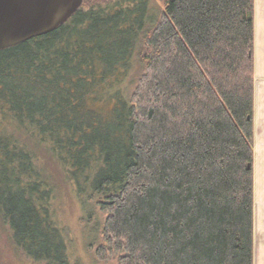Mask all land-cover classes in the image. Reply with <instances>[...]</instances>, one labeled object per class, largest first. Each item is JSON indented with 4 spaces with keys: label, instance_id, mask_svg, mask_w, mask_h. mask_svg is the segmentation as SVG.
Here are the masks:
<instances>
[{
    "label": "trees",
    "instance_id": "16d2710c",
    "mask_svg": "<svg viewBox=\"0 0 264 264\" xmlns=\"http://www.w3.org/2000/svg\"><path fill=\"white\" fill-rule=\"evenodd\" d=\"M255 8L84 0L0 50V237L16 261L69 264L44 148L90 207L91 245H108L96 260L255 264Z\"/></svg>",
    "mask_w": 264,
    "mask_h": 264
},
{
    "label": "rangeland",
    "instance_id": "374dc122",
    "mask_svg": "<svg viewBox=\"0 0 264 264\" xmlns=\"http://www.w3.org/2000/svg\"><path fill=\"white\" fill-rule=\"evenodd\" d=\"M104 2L110 0H103ZM151 4H156L159 0H150ZM255 24L258 30L259 40L256 39L255 62H256V83H255V139H254V173H255V209H254V247L255 264H264V0H256ZM132 69L128 71L127 77L119 82L116 90L123 91L131 87L133 78L137 75V64L133 62ZM99 107L108 112L112 109V103H102ZM40 160L45 166V170L53 177L56 184L55 197L52 202L54 218L58 225L63 228L68 242L66 254L69 264H117V255L107 251V257L98 261L94 257V252L101 242L95 240L94 244L91 233L88 232L84 224L83 217L89 214L90 207L83 206L77 196L75 185H73L66 175V168L59 161H56L47 150H38ZM97 211L99 207L96 206ZM105 216V213H102ZM3 236V235H2ZM0 237L1 264H21L16 261L12 250L6 243L5 236ZM100 240V239H99ZM91 245V246H90ZM107 248V247H106ZM108 249V248H107Z\"/></svg>",
    "mask_w": 264,
    "mask_h": 264
},
{
    "label": "water",
    "instance_id": "95a60500",
    "mask_svg": "<svg viewBox=\"0 0 264 264\" xmlns=\"http://www.w3.org/2000/svg\"><path fill=\"white\" fill-rule=\"evenodd\" d=\"M83 1L0 0V50L58 29Z\"/></svg>",
    "mask_w": 264,
    "mask_h": 264
},
{
    "label": "crops",
    "instance_id": "0c3cea01",
    "mask_svg": "<svg viewBox=\"0 0 264 264\" xmlns=\"http://www.w3.org/2000/svg\"><path fill=\"white\" fill-rule=\"evenodd\" d=\"M256 39L259 40L260 38L258 37V30L256 29Z\"/></svg>",
    "mask_w": 264,
    "mask_h": 264
}]
</instances>
